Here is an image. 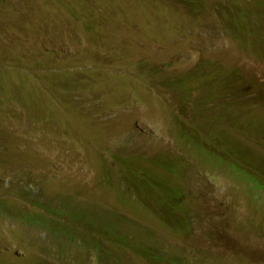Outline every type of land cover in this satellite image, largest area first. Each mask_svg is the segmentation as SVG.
I'll return each instance as SVG.
<instances>
[{
    "label": "rangeland",
    "instance_id": "1",
    "mask_svg": "<svg viewBox=\"0 0 264 264\" xmlns=\"http://www.w3.org/2000/svg\"><path fill=\"white\" fill-rule=\"evenodd\" d=\"M17 1L0 0V264H264V55L227 30L259 3ZM31 13L57 22L50 45L15 22ZM188 131L208 151H180Z\"/></svg>",
    "mask_w": 264,
    "mask_h": 264
},
{
    "label": "trees",
    "instance_id": "2",
    "mask_svg": "<svg viewBox=\"0 0 264 264\" xmlns=\"http://www.w3.org/2000/svg\"><path fill=\"white\" fill-rule=\"evenodd\" d=\"M48 1L50 2V4L58 3V5L60 6L59 9H65V11H66L67 6L69 5V2L67 0H48ZM227 1H229L232 4H236V2L239 0H227ZM27 2L28 0H18L17 2H14V3H17V4L26 3L27 4ZM254 2L259 3V8H260L259 12L257 11V9H254L252 7H249V9L237 12L235 17L229 18L228 22L230 23V26H229L230 29H227V30L229 34H231L232 38L236 39L238 45L246 47V48L249 47L250 49L258 51L264 55V37H263L264 32L262 31L263 30L262 25L264 24L263 22L264 20H262V18H264V0H254V1L248 0V3H254ZM8 7L17 8L14 5H11ZM15 20H16L15 22L18 25L25 23V21H29L32 24V30L25 33L26 38L28 40H32L36 43L40 42L41 45H50L51 44L50 40L55 41V38L59 37V26L57 22H52V20L50 21L48 16L44 17V16L37 15V13H31L30 16L27 17L23 14H20L17 16ZM41 23L45 24L44 26H47V33L42 32V31L37 33L35 31V26ZM44 26H39V27H44ZM50 27H52V29H50ZM46 48L47 47H41V51L44 55L48 56L51 54V52L47 50ZM10 52L16 54L17 50H11ZM47 63L51 65V62L49 60L47 61ZM207 75H204V76L206 77ZM24 76H27V75H24ZM234 80L235 78L232 77L230 81H227L228 85H230ZM180 86H182V91L191 90L190 87H188L187 85L184 86L183 83H181ZM197 86H198V90L195 91V93L199 94L200 87L199 85ZM231 86H235V85H231ZM72 89L73 88L70 86L58 85L55 87L54 90L56 92H67V91H71ZM200 96L201 98H204V96L202 95ZM193 98L195 99V97ZM188 99H190L189 96H188ZM184 103H187L185 99H184ZM192 103H193V99H192ZM181 118H182V112L179 116L174 118V122L171 125L173 129H177V125L175 122ZM252 126L256 127L254 124ZM250 129H253V128H250ZM260 131L261 130L259 129L256 130V132H260ZM198 138L199 137H197L196 133L193 131L192 136H190L189 139H185V137L182 135H177L176 140H181L185 146L192 147L196 151H208L207 149L204 148L203 144L199 142Z\"/></svg>",
    "mask_w": 264,
    "mask_h": 264
},
{
    "label": "crops",
    "instance_id": "3",
    "mask_svg": "<svg viewBox=\"0 0 264 264\" xmlns=\"http://www.w3.org/2000/svg\"><path fill=\"white\" fill-rule=\"evenodd\" d=\"M192 133H193L192 131L191 132L188 131L187 135L185 136V139H189V137L192 136ZM176 141H181V140H176ZM180 151H196V150H194L192 147L185 146L181 141Z\"/></svg>",
    "mask_w": 264,
    "mask_h": 264
},
{
    "label": "clouds",
    "instance_id": "4",
    "mask_svg": "<svg viewBox=\"0 0 264 264\" xmlns=\"http://www.w3.org/2000/svg\"><path fill=\"white\" fill-rule=\"evenodd\" d=\"M45 32H47V30H45ZM52 42H54V41H51V40H50V43H52ZM48 65H49V64H48ZM20 74L22 75V73H20ZM24 75H26V74H24ZM72 90H73V89H72ZM72 90H71V91H72ZM67 92H69V91H67Z\"/></svg>",
    "mask_w": 264,
    "mask_h": 264
}]
</instances>
